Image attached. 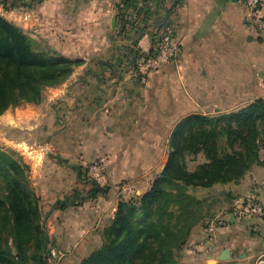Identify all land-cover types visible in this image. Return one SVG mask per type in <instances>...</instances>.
<instances>
[{
    "label": "crops",
    "instance_id": "0c3cea01",
    "mask_svg": "<svg viewBox=\"0 0 264 264\" xmlns=\"http://www.w3.org/2000/svg\"><path fill=\"white\" fill-rule=\"evenodd\" d=\"M63 2L42 0L35 7V24L42 27L37 28L40 33L53 38L56 51L83 60V65L75 68L68 84L54 90L57 111L46 104V112L15 120L14 125L39 127L47 137L49 152L42 169H33L27 156L24 161L30 165L36 193L48 205L42 223L52 255L69 264L99 247L102 229L119 201L150 189L164 167L168 138L178 121L264 101V33L246 22L242 0H181L169 14L176 57L140 82L128 66L100 70V60L115 63L113 50L125 46L115 42L117 28L111 15L101 21L93 0H77L72 8ZM259 13L264 15V0ZM53 115L61 120L54 123ZM97 155L107 162V193L87 198L82 192L81 204L55 207L72 187H79L73 163L65 162L86 163ZM260 156L264 162V147ZM222 186L231 198L228 216L215 228L210 255H187L191 264H207L208 257L216 260L224 249L231 250V258L216 264H253L257 252L264 251V218L241 206L252 199L264 207V163L252 166L239 183Z\"/></svg>",
    "mask_w": 264,
    "mask_h": 264
},
{
    "label": "trees",
    "instance_id": "16d2710c",
    "mask_svg": "<svg viewBox=\"0 0 264 264\" xmlns=\"http://www.w3.org/2000/svg\"><path fill=\"white\" fill-rule=\"evenodd\" d=\"M119 1L117 15L121 31H126L130 22L120 11L132 5L138 11V4L147 0ZM150 1L164 11L160 25L169 26V14L181 0ZM81 62L43 46L0 16V115L24 103H39L45 88L62 85ZM167 147L164 168L150 189L118 202L101 232V245L79 264H180L178 253L192 230L211 214L212 202L190 190L237 184L252 166L264 163V101L257 99L231 112L182 118L170 132ZM199 155L204 162L188 170L187 160ZM0 182V264H49L39 198L27 166L12 152L0 150ZM107 191L93 183L88 193L95 198ZM66 201L54 206L64 209L71 203Z\"/></svg>",
    "mask_w": 264,
    "mask_h": 264
},
{
    "label": "rangeland",
    "instance_id": "374dc122",
    "mask_svg": "<svg viewBox=\"0 0 264 264\" xmlns=\"http://www.w3.org/2000/svg\"><path fill=\"white\" fill-rule=\"evenodd\" d=\"M94 8L96 10L97 17L102 21L104 19L105 14H110L111 18L115 21V25L117 29H115V42L121 44L122 46L125 44L127 48L123 47L120 50L117 45V49L113 50V56L116 58L112 60L115 63L109 64L107 61L106 64H102L104 61L100 60L99 64L100 70L105 67H114L115 64H118L117 67H125L128 66L135 76V80L144 79L147 74L151 73L154 69L150 66V62L155 58L158 51V44L165 35L167 30H170V26H167L165 22L160 25V21L162 16L164 15L163 9H159L155 4H152L150 0L147 2L139 3L138 11H135L134 5L130 6V8L126 11H120L122 14L126 15V18L130 22V24L126 25V31H121L122 24L120 22L121 19H118L117 15V5L120 3L119 0H93ZM64 5L72 8L77 5V0H64ZM39 4V3H38ZM36 2L32 0H0V16L5 18L8 22H11L15 26L19 27L23 30L28 36L42 44L43 46L47 45L53 51H56L53 44V38L48 37L47 35H43L37 28H42L41 26L37 27L35 15V7L38 5ZM167 3H165L166 5ZM76 9H78L76 7ZM71 11V10H69ZM74 12V11H73ZM72 12H69L71 15ZM73 15V14H72ZM69 17L70 16H65ZM138 21L142 22V25H137L138 28H133ZM36 27V28H35ZM140 28V29H139ZM129 31H132L128 34ZM128 35V36H127ZM104 38V36H103ZM145 39L147 40L145 42ZM115 43V44H116ZM128 49H131V51ZM58 52V51H56ZM60 53V52H58ZM61 54V53H60ZM118 54V55H117ZM63 55V54H62ZM65 56V55H64ZM88 56V55H87ZM68 57V56H66ZM72 59H77L73 57H69ZM122 58V60H120ZM81 62L79 66L83 65V60L78 59ZM120 60V61H119ZM87 63V62H86ZM77 66V67H79ZM75 67V68H77ZM74 68V70H75ZM85 68H88L85 67ZM113 72H119L118 70H113ZM69 80V79H68ZM68 81L64 82L67 83ZM141 82V80H140ZM136 83V82H135ZM68 84V83H67ZM58 87L45 88L42 92V97L39 103L37 104H21L17 107L9 108L2 115H0V150L5 151L7 153H14L17 158H19L28 168V178L30 185L32 186L36 196L39 198V208L41 213V222L42 216L47 211L46 204L43 203V199L39 197L34 188V182L31 179L30 175V165H28L24 161V157L31 161V165L33 169H42L43 165V157L47 155L49 150L45 146V139L47 137H43L39 131V127H34L33 129L28 128H20L17 125H14L16 121L20 118L28 119L30 116H37L36 114H41L42 110L46 112V104H48V108H51V111L56 110V103L54 99V90ZM33 109V110H32ZM39 113H37V112ZM16 120V121H15ZM61 118L59 116L55 117L53 115L52 121L54 123H58ZM47 141V140H46ZM54 153L55 151L52 150ZM51 156V154H49ZM65 162V161H64ZM81 161H66L65 163H73L72 172L78 176L80 175V179L76 178L78 188L72 187L68 192L69 196L65 197L64 200H67V203L70 204H81L80 194L86 193V197L90 198L89 190L92 188L93 183L97 184L95 180L90 175V170L94 165H100L106 170L104 162V157L97 155L92 160ZM202 160L198 156L194 161L187 160L188 170L192 171L195 167L200 164ZM58 163L62 164L58 161ZM83 163V164H82ZM164 168V167H163ZM70 172V171H68ZM67 179V175H65ZM73 179V176H72ZM98 185V184H97ZM106 186V185H105ZM0 182V192L1 189ZM104 187V186H103ZM225 187L222 185H216L210 189H193L190 190L192 194H194L198 198H208L210 202H212L211 206V214L208 218H206L201 225H197L191 232L190 239L188 243L182 248V250L178 253V261L180 264H191L187 260L188 257L194 255V258H199L201 256L210 255V243L212 236L215 234V228L221 226L220 223L225 222V218L228 216L229 209L227 208L229 203H231V198L226 197ZM97 197V196H96ZM134 197V196H133ZM131 197V198H133ZM129 198V199H131ZM84 199V198H83ZM81 199V200H83ZM127 199V200H129ZM224 218V219H222ZM222 219V220H221ZM111 220V219H110ZM110 220L106 223L105 227L109 224ZM43 225V223H42ZM44 227V225H43ZM104 227V228H105ZM45 228V227H44ZM103 230V229H102ZM214 232V233H213ZM101 243H102V235H101ZM100 243V245H101ZM11 244L9 240V245ZM53 245V244H52ZM99 245V246H100ZM47 256L49 264H62V259H58V257H53L51 244L47 245ZM96 249V248H95ZM255 259L264 254V251H258ZM214 259V257H211ZM254 259V260H255ZM81 262L78 260H74V262H70L69 264H79Z\"/></svg>",
    "mask_w": 264,
    "mask_h": 264
},
{
    "label": "built area",
    "instance_id": "2783aa9c",
    "mask_svg": "<svg viewBox=\"0 0 264 264\" xmlns=\"http://www.w3.org/2000/svg\"><path fill=\"white\" fill-rule=\"evenodd\" d=\"M244 7L247 9L246 22L257 32L264 33V15L259 13V8L263 0H242ZM177 47L172 43V30H167L163 38L158 44V51L155 58L150 62V66L154 69L161 67L177 55ZM103 167H105L103 165ZM90 175L98 184L103 187L107 184L105 171L100 165H94L90 170ZM244 212L253 216L264 218V207L255 200L248 199L242 205ZM253 264H264V254L258 256Z\"/></svg>",
    "mask_w": 264,
    "mask_h": 264
},
{
    "label": "water",
    "instance_id": "95a60500",
    "mask_svg": "<svg viewBox=\"0 0 264 264\" xmlns=\"http://www.w3.org/2000/svg\"><path fill=\"white\" fill-rule=\"evenodd\" d=\"M232 256L231 250L224 249L220 252L216 260L211 259V257H208L207 264H216L218 261H226L230 259Z\"/></svg>",
    "mask_w": 264,
    "mask_h": 264
}]
</instances>
